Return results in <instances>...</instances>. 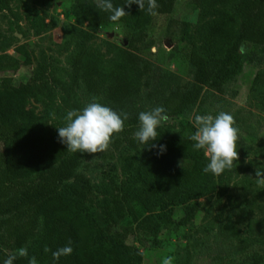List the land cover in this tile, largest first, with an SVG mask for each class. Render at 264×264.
<instances>
[{
  "label": "trees",
  "instance_id": "obj_1",
  "mask_svg": "<svg viewBox=\"0 0 264 264\" xmlns=\"http://www.w3.org/2000/svg\"><path fill=\"white\" fill-rule=\"evenodd\" d=\"M112 2L123 6L125 0ZM176 2L157 0L158 8L152 15L139 11L136 5L124 7L126 15L113 23L99 9V0H73L72 15L92 33L123 24L132 34L125 48L116 49V58L110 63L97 50L76 48L68 60L69 81L62 84L63 90L70 92L81 86L85 96L102 98L112 105L138 100L142 89L148 88L147 78L143 79L149 63L138 57L136 45L152 17L170 15ZM195 5L199 18L187 37V61L194 68L192 82L165 95L161 106L169 119L190 114L201 103L206 89L221 94L225 84L242 70L247 59L244 46L264 47V0H195ZM9 10L10 0H0V12ZM84 37L88 41L92 36L86 33ZM0 51V74L16 73L19 60ZM18 52H23L22 48ZM57 81L55 68L47 58L37 63L26 81L12 76L0 79V258L30 243L28 256L15 264H28L33 256L38 264H53L51 251L70 240L73 252L61 257L58 264H141L140 251L126 244V236L146 233L157 237L160 228L149 214L152 205L171 189L169 186L204 196L246 169L233 164L219 176L205 174L203 153H194L190 135L185 137L174 126L157 130L155 143L167 146L166 153L158 156L156 150L143 148L132 139L136 118L124 122V130L114 134L108 146L129 153L121 168L123 180L118 182L116 169L103 174L108 180L107 190L99 203L103 220L120 228L97 237L77 207L93 197V187L78 172L92 154L71 152L58 142L55 127L64 123L54 116H65V111L73 107L62 99L60 108H56ZM32 102L45 114L39 116L29 108ZM185 126L180 125V129ZM137 157L144 159L142 167ZM170 224L167 217L165 227ZM222 229L231 240H240L238 231L230 226ZM258 240L256 243L264 245V236ZM254 263L264 264V252L255 255Z\"/></svg>",
  "mask_w": 264,
  "mask_h": 264
},
{
  "label": "rangeland",
  "instance_id": "obj_2",
  "mask_svg": "<svg viewBox=\"0 0 264 264\" xmlns=\"http://www.w3.org/2000/svg\"><path fill=\"white\" fill-rule=\"evenodd\" d=\"M72 4L73 0H10V10L0 12V50L17 58L19 67L14 74H0V79L12 76L26 81L37 63L47 58L58 80L56 108H60L62 99H67L69 107L79 109L92 98L85 96L81 86L70 92L62 88V84L69 81L66 77L68 60L76 48L97 50L110 63L116 58V49L126 47L132 32L130 27L119 24L92 33L75 20ZM198 18L195 0H177L170 15L153 16L143 30L142 41L136 45L138 57L149 63L148 74L143 79L147 78L148 88L142 89L138 100L121 105L97 99L117 112L128 113L125 122H130L138 112L161 106L169 90L190 84L194 68L187 61V37L192 35ZM86 33L92 36L88 41L84 37ZM19 48L23 52H18ZM242 51L247 58L242 70L225 84L221 94L204 90L201 103L190 114L169 119L162 126H174L186 137L193 131L190 116L215 114L221 110L230 112L238 128V155L234 165L241 164L246 169L204 196L169 186L171 189L152 205L149 214L160 228L157 237L146 233L126 236V244L140 251L141 264H161L164 256H173L174 264H253L255 255L264 252V245L256 243L258 237L264 236V184L256 177V171L264 173V47L247 45ZM29 108L39 116L45 114V110L33 102ZM68 110L71 109H67L65 115ZM63 114L54 117L64 123ZM182 124L186 126L180 129ZM128 155V152L107 148L102 153L92 154L78 171L94 191L91 202L78 203L77 207L89 220L97 237L111 235L120 228L119 224L115 226L103 220L99 203L107 190L108 180H104L103 174L116 169V178L122 181L121 168ZM137 158L142 167L144 159ZM185 195L189 197L184 199ZM167 217L171 218L169 227H165ZM225 225L238 231L241 241L231 240L227 232L220 231ZM23 247L29 252L32 245L27 243Z\"/></svg>",
  "mask_w": 264,
  "mask_h": 264
},
{
  "label": "clouds",
  "instance_id": "obj_3",
  "mask_svg": "<svg viewBox=\"0 0 264 264\" xmlns=\"http://www.w3.org/2000/svg\"><path fill=\"white\" fill-rule=\"evenodd\" d=\"M136 5L139 11L155 14L158 8L157 0H125L123 6H114L112 0H99V9L107 14L110 22L116 23L126 15L124 7ZM128 113L117 112L113 108L101 103L93 97L84 107L71 109L64 116V125L55 127L58 142L66 145L67 150L74 153H102L114 134L124 130V122L128 120ZM193 131L189 136L194 151H201L207 163L202 171L214 176L230 170L237 159L238 128L235 127L234 117L230 112L218 111L215 114H195L189 117ZM137 123L132 133V139L143 148L156 150L158 156L167 151V146L157 144L158 129L168 122L169 116L163 106H155L140 111L136 117ZM256 177L264 184V173L256 171ZM49 251V249H45ZM73 252L72 243L51 251L53 264H58L61 257L70 256ZM28 256L27 249L20 247L13 254L0 258V264H15L19 258ZM173 256H164L161 264H174ZM28 264H38L33 256Z\"/></svg>",
  "mask_w": 264,
  "mask_h": 264
}]
</instances>
